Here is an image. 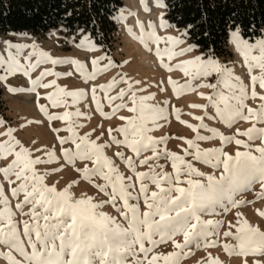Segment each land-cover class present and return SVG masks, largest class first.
I'll return each mask as SVG.
<instances>
[{
  "label": "snow or ice",
  "instance_id": "1",
  "mask_svg": "<svg viewBox=\"0 0 264 264\" xmlns=\"http://www.w3.org/2000/svg\"><path fill=\"white\" fill-rule=\"evenodd\" d=\"M157 6L167 5L162 0H157ZM144 7L146 11H150L146 0ZM121 19L124 17L121 16ZM170 27L172 25L161 17L160 28L167 30ZM254 27L249 25L248 32H245L244 26L234 21L231 30V42L243 58V63L250 74L248 84L236 76L232 68L221 64L212 56L207 59L202 56L196 57L174 67L171 61L176 56L186 55L196 48L195 45L180 47L186 43L189 36L187 30H184L179 38L158 35L156 25L152 23L148 25V30L145 29L144 24H141L140 35H136L132 29L128 31L149 53L154 52L159 66L167 72L180 70L192 80L217 76L216 84L200 85L215 90L213 95L205 96L200 93L201 97L209 102L208 105L194 104L192 107L202 109L208 119L219 117L228 127H232L237 121L250 122L251 128L246 131L237 130L236 135L247 137L249 141L256 139L264 141V128L256 127L257 124H264V103H261L258 110L249 107L246 103L249 99H259L264 102V95L257 92V87L264 90V28L260 30V35L253 39ZM79 31L83 35L77 47L90 52L98 51L87 32L84 29ZM21 35L26 34L21 33ZM5 43L6 49L0 53V84L7 85V91L13 94L27 92L35 94L39 99H46L49 104H40L39 111L47 121L49 123L63 121L67 125L63 129L55 127L51 129L61 149L60 156H57L55 147L26 146L17 137V129L11 126L5 127L6 121L0 118V128H5V131L0 133V160L10 159L6 166L0 168V173L9 184L17 185L11 189V195L18 201L15 208L29 218L22 222L21 231V226L16 221V212L13 211L11 202L4 193L3 185H0V245L9 249L7 253L0 251V258L6 260L7 264H127L129 255L139 257L141 253L143 258H137L136 264H160V262L181 264L182 260L193 254L191 252L193 245L196 248L202 245L204 249L219 246L218 240H210L209 237L219 236L223 227L222 222L201 218V214L209 207L220 204L225 211H228L229 206L231 208L247 206L249 202L238 200L237 196L242 191L251 189L255 184H259L261 188L259 199H264V147L256 148L255 151L259 155H254L250 145L244 140L207 129L204 124L205 117L196 116L194 119L200 121L199 127L186 125L197 134L195 140L186 139L184 142L189 149H194L196 160L222 171L218 178L208 175L205 182L192 179L193 176H203V173L195 169L191 163H185L182 156L168 152L167 138L157 140L151 135L158 126L159 120H168L167 110L148 103L155 99L154 96L139 95L147 89L137 87L141 82L133 81L126 73L120 75L118 80L114 78L107 85L99 86L100 92L108 94L109 105L121 101L112 107L111 114L104 112L97 96V87L90 89L92 98L96 102V110L105 119H111L122 110L134 114L131 117L121 116L123 125L109 128L107 131L111 140L101 144L98 142L100 137L94 140L91 138V133L79 134L78 129L83 125L77 121L84 114L78 109L74 112L67 110L76 108L79 101L87 97L88 92L70 91L61 87L57 83L62 78L60 72L45 69L35 79H32V72L46 64L73 65L75 73L85 82H91L117 67L123 68V65H118L105 55L92 59V71H89L88 65L80 60L55 58L36 43L20 44L12 41ZM102 61L106 63L102 65ZM255 70H259L260 75H256ZM17 75L27 77L31 81L30 87L16 88L9 85V79ZM63 75L72 76L73 72ZM48 77L56 79L45 82ZM167 83L171 85L177 97L184 92L197 90L191 83L178 85L177 81L171 78ZM119 85L127 87L126 89L120 87L115 96L110 95ZM157 86L159 87V84ZM39 89H52V91L41 97ZM126 99L128 102L124 103ZM208 107L215 109V117L209 115ZM50 108L66 110L63 113H53ZM180 115V109H175L177 120H180ZM86 118L90 119V117ZM180 122L185 123L182 120ZM41 123L43 121L28 120L25 126ZM200 128L211 131L212 138L219 139L223 144L234 142L246 151H237L235 156L224 152L223 149L201 151L196 141L207 140L209 137L200 135ZM61 131L70 135L61 136ZM113 133H118L122 139ZM35 144L36 141H33L32 145ZM161 144L165 145L163 153L159 147ZM112 145L130 150L137 158L145 152H152V156L139 160V165L149 167L148 172L137 171V163L132 156L125 157L123 152L115 154L127 164L139 182L138 193L130 191L136 188V184L132 182L131 177L126 178L120 173L113 159L106 154V149ZM37 153H42L43 156ZM161 154L165 159H171L175 169L174 176L164 172L162 165L150 164V161H159ZM188 154H190L188 149H185V155ZM61 158L63 165L54 171H63L64 166H72L84 180L93 183L94 187L108 196L109 200L97 203L90 196L76 198L71 189L78 181H73L61 190L55 185L49 186L46 183V176L50 173L41 174L37 166L60 164ZM77 161L84 162L82 169L76 168ZM181 165L186 172H182ZM158 168L160 171H157ZM182 175L189 178L182 180ZM13 176L15 180L12 179ZM95 177H99L104 183H94ZM146 182H151L158 190L150 191ZM184 184L187 186H181ZM21 195L22 200H20ZM141 196L147 208L143 213L139 206ZM118 199L122 201L121 207H117ZM104 203H111L116 208L127 223V227L101 211ZM26 207L27 212L24 211ZM258 214L264 217V211H259ZM223 235L236 242L235 245L230 243L223 245L229 255L264 256V231L251 225L246 219H241L237 225L230 224L229 230ZM178 236L183 238L182 243L176 239ZM167 242H171L176 251L169 254H153L159 244ZM208 260L209 264H221V261L215 257L210 256Z\"/></svg>",
  "mask_w": 264,
  "mask_h": 264
},
{
  "label": "rangeland",
  "instance_id": "2",
  "mask_svg": "<svg viewBox=\"0 0 264 264\" xmlns=\"http://www.w3.org/2000/svg\"><path fill=\"white\" fill-rule=\"evenodd\" d=\"M143 5L145 4V0H142ZM148 8L150 11H146L149 15L148 23L155 24L157 27V32L159 35H163L162 37L174 36L181 37V33L184 30H180L174 27H170L167 30L159 29L158 23L156 22V16H163L166 20L167 14V6L166 7H158L157 0H146ZM165 4V2H164ZM123 8H121L117 14L114 16L113 21L116 25V31L114 32V43L111 47L105 48L104 46L97 45L95 41H92L96 44L98 51L90 52L85 51L77 47L79 43L82 33L77 36L73 34L67 33L64 29L51 30L46 36H32L21 35V34H9V35H1L0 37V53H3L6 49V41H12L13 43L20 44H32L36 43L40 46L41 49L51 53V55L55 58L61 59H78L81 62L88 65V70L92 71L91 60L94 58H101L107 55L110 57L115 63L118 65H123V68L117 67L114 70H111L105 74L98 76L94 81L85 82L84 79L79 76V74L75 73L73 65H56L53 66L51 64L41 65L40 68L32 72V79L37 78L41 72L45 69L51 71H57L62 74V78L57 81V83L61 87H65L70 91H87L88 95L86 98L79 101L76 108L67 109L68 111H76L77 109L83 113L84 115L78 119V123L82 124L83 127L78 129L80 135H84L86 133L92 134V139H97L100 137L99 143H107L110 142L111 137L108 135L109 128H117L123 125L124 121L120 119L121 116L131 117L134 114L128 112L127 110L120 111L116 116L111 119H105L100 113L96 110V102L93 100L90 89L92 87H97V96L100 99V102L103 106V110L105 113L111 114L112 107L115 104L121 103V101H115V104L109 105L107 100V95L103 92L99 91V86L107 85L112 81V79H119L120 75L126 73L127 76L133 81H140V85L137 87H143L147 89V91L140 92L139 95L147 96L152 95L155 97L154 100L149 101L148 103L151 105H156L158 107H163L167 110L168 120H159L158 126L151 133V135L157 139L167 138L166 149L170 153H176L184 158L185 163H191L192 166L197 169L200 173H203V176H193L192 179H198L202 182L206 181V177L208 175H214L217 178L220 175L222 169L217 170L216 168L210 167L208 164L203 163L202 161H198L194 158V149H189L188 145L184 142L187 140H195L196 133L192 131L191 128L187 127V124H191L199 127L200 121L194 119L196 116L205 117L204 124L207 126V129H213L219 133H222L224 136H236V138L244 140L246 143L250 145V149L254 155H259L255 151L258 147H264V141L260 139L249 141L247 137L237 136V130L246 131L247 129L252 127V123L246 121H237L233 124L232 127H228L219 117L215 119H208L205 116V112L202 109L193 108L192 105H208V101L203 99L200 93H203L205 96L213 95L214 89L200 87L201 84L212 83L216 84L218 77L213 75L206 79H197L192 80L190 77L184 75V73L180 70H175L173 72H167L159 66L158 58L153 53H149L152 55L154 61L149 64H144L141 61L140 56L138 55V50H132L129 47V43L125 38V31L128 30L129 26L131 27L130 18L128 19L127 13L130 11V7L126 4V0H123ZM121 16L124 19H121ZM128 22L129 24H125L124 22ZM167 21V20H166ZM168 22V21H167ZM170 24V22H168ZM164 30V31H163ZM231 36V34H230ZM231 39V37H230ZM227 44V51L229 55L227 57H217L213 53H203L199 50V48H195L194 51L187 53L186 55L176 56L171 64L175 67L182 62H186L196 57H204L207 59L209 56H212L214 59H218L221 64H224L233 69L236 76L240 77L245 84L250 82V74L248 73L247 67L243 63V58L239 55V53L235 50V46L230 41ZM191 43L186 39V43L181 45V48H187ZM164 45H161L163 47ZM144 50V49H143ZM180 49H177L179 51ZM106 63V61H102V65ZM236 70V71H235ZM67 72H73L72 76L63 75ZM256 75H260L259 70H255ZM177 81L178 85H184L186 83H191L196 91H188L182 93L179 97L176 96V93L173 91L170 84L167 83L168 79ZM56 79L55 77H48L45 82ZM8 84L12 87L16 88H28L31 85V81L24 77L23 75H17L16 77H11L8 81ZM159 84V87L157 86ZM123 87L126 89V85H119L117 89L113 90L110 95L115 96L119 91V88ZM166 89V90H165ZM0 90L2 91V95H0V118H3L6 121V126H11L17 129L16 135L17 137L26 145L33 147H42L47 146L49 148L55 147L57 156H60L61 149L57 142L55 134L51 131L53 127L63 129L67 125L63 121H55L49 123L47 119L43 116V114L39 111V105L45 104L48 105L49 101L46 99H39L35 94L21 92L17 94H13L7 91V85L0 84ZM40 96H45L48 92H51L52 89H39ZM225 93L227 90H224ZM257 92L260 95H264V90L259 89L257 87ZM69 102H71L69 100ZM127 99L124 103H127ZM247 105L253 109H259L261 103L259 99H249L246 101ZM131 106V105H129ZM175 109H180L181 115L180 120L176 119ZM66 109L58 108L52 109L50 111L53 113H63ZM246 112V110H245ZM208 113L211 116H216L215 109L212 107H208ZM90 117V119L86 118ZM28 120H39L43 121L41 124H33L30 126H25ZM184 121L185 123H181L180 121ZM256 127L264 128V124H257ZM5 128H0V133L4 132ZM117 135L118 138L122 139L118 133H113ZM61 136H69L70 133L61 131ZM200 135L207 136L209 139L203 141H196L201 151L212 150V149H223L224 152L235 156L237 151H246L241 146H237L234 142L230 144H223L219 139L212 138V132L207 131L204 128H200ZM36 141L35 145H32V142ZM70 146V145H69ZM161 148V153L165 148V145H159ZM185 149H188L190 154L185 155ZM117 152H123L125 157L132 156L137 163V171L139 172H148L150 171L148 166L139 165V160L144 159L145 157L152 156V152L148 151L142 154L141 157H134V154L122 147L112 145V147L106 149V154L113 159L115 166L119 169L120 173H122L126 178L131 177L132 182L136 184L135 189H130L134 193H138L139 190V182L136 180L132 171L128 168L127 164L124 163L118 156L115 154ZM37 155H42V153H37ZM46 158V157H45ZM10 162L9 160H0V168L6 166ZM159 164L163 166V171L170 174L175 175V169L172 166V161L170 158L165 159L161 154V158L159 161H150V164L155 165ZM63 165V159L61 158L60 164H44L38 165L37 170L41 174L47 172L50 173L46 176V183L49 186L55 185L58 190L63 189L68 184L73 181H78L77 184L73 186L71 191L74 193L76 198H80L81 196H90L93 198L94 202L101 203L109 200L108 196H105L101 193L96 187H94L93 183H89L84 180L80 173H78L75 168L72 166H64L63 171H54L57 168H60ZM84 162L77 161L76 168H83ZM91 167V164H89ZM182 172H186L183 165H181ZM157 171H160L158 168ZM189 177L186 175H182L181 179L186 180ZM15 180V177H12ZM94 183L103 184L104 181L99 177L94 178ZM148 183L150 191H157L155 185ZM0 185H3L4 193L8 197L11 202V206L13 211L16 212V221L21 226L22 231V222L24 220L29 219L28 217L21 214L18 210H16L15 205L18 202L15 197L11 195V189L16 187V184H9L8 180L4 178L3 174L0 173ZM186 187L187 185H181ZM110 191V189H109ZM261 192V188L259 184H255L249 190L242 191L238 196V200H246L249 203L247 206H243L240 208H230V210L225 211L224 207L220 204L213 205L209 207L206 211L201 214V218L205 220H213V221H221L223 227L220 229L219 236H211L210 240L216 239L218 240L219 246L212 247L208 249H204L201 245L200 248H196L194 245L191 246V252L193 253L188 258L182 260L181 264H209L208 258L215 257L221 261V264H264V256L260 255H248L237 256V255H229L225 252L223 245L225 243H230L235 245L236 242L232 239H227L224 237L223 233L229 230V225H237L241 219H246L251 225L259 227L262 231H264V217H261L258 213L259 211H264V199H259V193ZM23 199L21 195L20 200ZM131 203H135V201H131ZM122 206V201L117 200V207ZM140 211L143 213L147 211L143 203V197L141 196L140 202ZM25 212L28 211L26 207ZM107 215L114 217L121 225L127 227V223L124 221L123 217L116 211L111 203H104L103 208L101 209ZM234 230V229H233ZM179 242H183L182 237L176 238ZM146 246H149L146 244ZM30 250V249H29ZM138 250V249H137ZM0 251L7 253L9 249L6 246L0 245ZM173 251H176L174 245L171 242L159 244L153 254H169ZM15 255V253H14ZM151 255V254H150ZM19 258V257H18ZM143 258V254H139V257L129 255L127 258V264H136V259ZM0 264H7V261L0 258ZM163 264V262H160Z\"/></svg>",
  "mask_w": 264,
  "mask_h": 264
},
{
  "label": "trees",
  "instance_id": "3",
  "mask_svg": "<svg viewBox=\"0 0 264 264\" xmlns=\"http://www.w3.org/2000/svg\"><path fill=\"white\" fill-rule=\"evenodd\" d=\"M163 1L166 20L187 30L191 45L217 57L229 55L227 44L234 21L242 24L245 32L254 25L253 39L264 28V0ZM122 6L123 0H0V37L21 33L46 36L57 29L77 36L84 29L97 45L108 48L116 31L113 17Z\"/></svg>",
  "mask_w": 264,
  "mask_h": 264
},
{
  "label": "bare ground",
  "instance_id": "4",
  "mask_svg": "<svg viewBox=\"0 0 264 264\" xmlns=\"http://www.w3.org/2000/svg\"><path fill=\"white\" fill-rule=\"evenodd\" d=\"M162 2L164 3L163 0H162ZM126 4H128V6L130 7V11L127 13V17H128V19L130 18L131 27L129 26L128 30L132 29L136 35H140V25L141 24H144L145 29L148 30V25L150 24V23H148L149 15L146 13V10H145V7L143 5L142 0H126ZM161 17H163V16L162 15L156 16V22L158 23L157 25L159 26V29H161L160 28V18ZM113 18H115V17H113ZM124 23L129 24L127 21ZM128 30L125 31V38L127 39L128 43H129V47L132 50H138L139 51L138 55L140 56V59H141V61H143L144 64L147 65V64L151 63L152 61H154L153 56L149 55L148 52L145 51V48L143 47V45L141 43H139L136 39H134ZM158 35H159V33H158ZM230 41H231V39H230Z\"/></svg>",
  "mask_w": 264,
  "mask_h": 264
}]
</instances>
